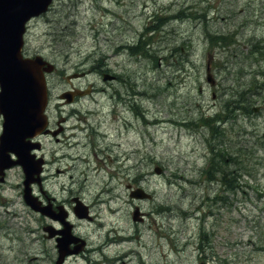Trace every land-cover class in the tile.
<instances>
[{"label":"rangeland","instance_id":"rangeland-1","mask_svg":"<svg viewBox=\"0 0 264 264\" xmlns=\"http://www.w3.org/2000/svg\"><path fill=\"white\" fill-rule=\"evenodd\" d=\"M25 43L56 65L55 101L72 72L95 88L74 106L56 103L75 145L49 141L46 187L90 205L95 219L79 230L98 258L264 264V0H55ZM244 91L257 95L246 107ZM137 187L152 198L132 197Z\"/></svg>","mask_w":264,"mask_h":264},{"label":"flooded vegetation","instance_id":"flooded-vegetation-1","mask_svg":"<svg viewBox=\"0 0 264 264\" xmlns=\"http://www.w3.org/2000/svg\"><path fill=\"white\" fill-rule=\"evenodd\" d=\"M29 54L28 51H24V55ZM104 72L106 71H101V74ZM80 74L79 72L74 73V75ZM81 77L83 75L71 79L66 78L69 88L61 91L57 96V101L55 97L53 98V88L49 83V102L46 108L49 131L36 139L39 146L31 150V156L27 158L19 156L14 150L0 154V264H111L116 261L107 253H105L107 259L101 260L104 254L99 255L98 258L95 254L96 247L92 245L90 237L79 230L80 224L89 223L95 219L88 204V215L84 218L79 217L77 206L82 202L81 195L70 192L69 198L59 200L46 187L47 166L51 159L49 141L63 143L62 149L65 150L75 145L71 141L68 142V138H64L67 126L63 120L69 116H64L63 110H60L58 106L56 118L54 117L56 103L59 101L61 105L74 106L92 95L91 91L89 95L83 97L75 95L73 98L72 96L71 103L68 102L67 97L61 98L65 91L74 92L92 85L90 83L85 86L75 85L74 81ZM114 78L116 80L117 76L115 75ZM93 91L95 92V88ZM58 130H60V138L54 137ZM71 135L75 136L74 133ZM56 152L54 150V153ZM36 159L42 160L41 172L29 176L24 170V164L28 161L33 168H39ZM57 171L63 170L57 169ZM15 175L19 180H13V178L17 179ZM62 190L66 191V186H62ZM34 216L38 222L41 221V217L43 218L40 228L36 230L28 222V219H33ZM19 232L24 238L19 237ZM18 241L23 244L20 249L23 254L22 259H19L18 248L14 245ZM36 242L40 246V250L37 251L39 253H28Z\"/></svg>","mask_w":264,"mask_h":264},{"label":"water","instance_id":"water-1","mask_svg":"<svg viewBox=\"0 0 264 264\" xmlns=\"http://www.w3.org/2000/svg\"><path fill=\"white\" fill-rule=\"evenodd\" d=\"M51 0H5L0 2V113L4 116L3 133L0 141V153L22 149L29 154L31 146L24 143L27 137L40 133L46 123L44 114L47 104V89L42 67L47 63L42 57L23 58L24 25L33 15L44 12ZM54 65L49 63L46 70ZM209 80L211 74H208ZM26 142V141H25ZM25 146V147H23ZM28 174L32 173L30 163L24 164ZM31 168V169H30ZM35 172V170H34ZM160 172V169H157ZM132 196L151 197L142 188L132 191ZM139 211L134 218L138 219Z\"/></svg>","mask_w":264,"mask_h":264},{"label":"trees","instance_id":"trees-1","mask_svg":"<svg viewBox=\"0 0 264 264\" xmlns=\"http://www.w3.org/2000/svg\"><path fill=\"white\" fill-rule=\"evenodd\" d=\"M256 93H253V92H250V91H244L243 92V94L242 95H244V96H247V97H243V100H239V98H238V101H240V103H241V106L242 107H246L245 106V104H243V103H246V102H251V98H255V97H257V95H255ZM238 107V106H237ZM241 107V108H242ZM210 119H211V117H206L205 118V120H204V122L206 123V124H209V125H211L210 124ZM214 124H215V122H214ZM213 123H212V126L214 125ZM214 127H215V125H214ZM237 162H239V160L237 159L236 160ZM214 170H216V171H223L224 170V166H216L215 168H214ZM232 172V171H231ZM232 173H235L236 175H237V171H233ZM235 178H237V177H235Z\"/></svg>","mask_w":264,"mask_h":264},{"label":"bare ground","instance_id":"bare-ground-1","mask_svg":"<svg viewBox=\"0 0 264 264\" xmlns=\"http://www.w3.org/2000/svg\"><path fill=\"white\" fill-rule=\"evenodd\" d=\"M72 136H74V135H72ZM217 166H221L220 164H218ZM216 171V170H215ZM216 172H219V173H224V172H226V169L224 168V170L223 171H216ZM128 237V236H127ZM130 238V237H129ZM122 239V238H121ZM124 240V239H123Z\"/></svg>","mask_w":264,"mask_h":264}]
</instances>
